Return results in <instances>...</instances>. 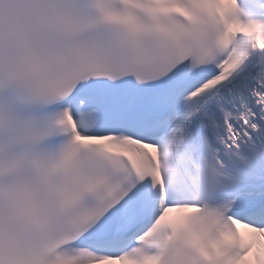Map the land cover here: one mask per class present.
I'll list each match as a JSON object with an SVG mask.
<instances>
[{"label":"snow or ice","instance_id":"6c2138e0","mask_svg":"<svg viewBox=\"0 0 264 264\" xmlns=\"http://www.w3.org/2000/svg\"><path fill=\"white\" fill-rule=\"evenodd\" d=\"M0 264H264V0H0Z\"/></svg>","mask_w":264,"mask_h":264}]
</instances>
